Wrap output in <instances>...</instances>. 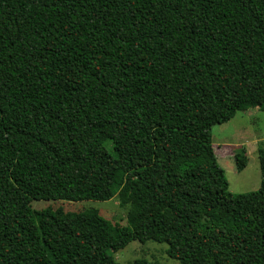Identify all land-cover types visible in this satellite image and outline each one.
Here are the masks:
<instances>
[{
  "label": "trees",
  "instance_id": "16d2710c",
  "mask_svg": "<svg viewBox=\"0 0 264 264\" xmlns=\"http://www.w3.org/2000/svg\"><path fill=\"white\" fill-rule=\"evenodd\" d=\"M248 108L264 0H0V264H118L148 240L178 264H264V148L259 189L232 194L211 138ZM114 196L125 226L31 206Z\"/></svg>",
  "mask_w": 264,
  "mask_h": 264
},
{
  "label": "rangeland",
  "instance_id": "374dc122",
  "mask_svg": "<svg viewBox=\"0 0 264 264\" xmlns=\"http://www.w3.org/2000/svg\"><path fill=\"white\" fill-rule=\"evenodd\" d=\"M212 143L219 166L223 169L228 182V191L232 194L253 192L260 187V165L258 149L264 148V111L248 108L238 111L234 117L221 125L211 128ZM243 148L247 156L246 167L238 172L235 168L234 154ZM34 210L47 207L63 208L65 211H82L96 209L99 214L112 223L126 225V214L129 206H119L117 196L107 201L86 200L80 202L34 200ZM166 243L148 240L145 243L130 242L125 248L114 254L118 264H127L135 259H144L158 264H178L170 257Z\"/></svg>",
  "mask_w": 264,
  "mask_h": 264
}]
</instances>
